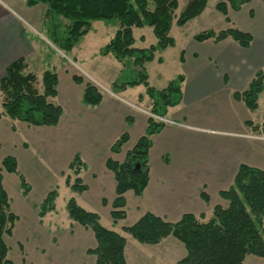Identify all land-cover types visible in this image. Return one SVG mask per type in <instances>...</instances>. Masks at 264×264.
<instances>
[{"label": "trees", "instance_id": "obj_1", "mask_svg": "<svg viewBox=\"0 0 264 264\" xmlns=\"http://www.w3.org/2000/svg\"><path fill=\"white\" fill-rule=\"evenodd\" d=\"M29 8L39 4L46 6L44 20L47 23L48 40L59 51L68 55L80 44L82 39L93 30L95 22L117 27L110 42L100 50L103 57L112 56L123 67L118 79L112 86L117 94L129 88L143 86L145 94L151 101L150 116L145 134L126 154L124 162L113 159L106 161V167L115 177L116 198L111 207L114 223L126 218V194L133 192L142 196L150 180V150L152 138L167 126L169 109L179 106L183 100V74L171 80L161 90L150 86L146 64L156 59V54L176 46L170 35L175 18L179 26L199 17L207 7L208 0H188L184 10L175 16L179 4L177 0H25ZM249 0H222L216 9L230 23L229 8L239 11ZM58 19L68 22L66 27L59 26ZM150 27L157 39L149 48H136L133 30ZM227 38L236 41L241 47H250L253 38L236 27L215 32L208 30L194 36L195 41L213 40L220 42ZM184 53L180 54L181 63ZM162 63V58L158 59ZM77 85H84L82 101L87 106L96 107L103 100V94L93 83L85 82L81 76L73 75ZM42 91L39 89L38 76L29 70L25 59L19 58L10 63L4 76L0 79L2 96V114L12 121L25 123L33 127H55L60 122L63 109L53 100L58 96L59 78L55 71H46L41 79ZM264 92V71H258L248 88L242 93H234V99L241 101L250 111L259 107V99ZM143 100V96L139 97ZM155 117H158L156 119ZM131 125V119L127 118ZM255 131L251 122H247ZM264 133V123L262 124ZM130 136L124 132L112 145L111 152L119 154ZM86 164L76 155L69 165L75 179L67 176L66 185L73 193L82 194L88 186L79 177ZM2 168L8 173H18V162L8 156L2 161ZM0 169V264H14L9 258V248L5 236H11L18 217L11 211L10 200L3 185ZM24 195L30 191L25 178L19 175ZM221 199L227 206L216 205L211 216L204 221L205 215L185 214L177 223H170L151 213H146L136 223L123 228V232L144 245H158L168 237L180 241L186 249V257L178 264H244L247 256L264 258V171L241 165L234 183L228 190L220 192ZM202 199L210 202L207 193H201ZM58 198L56 190L50 192L38 208L40 218L56 211ZM108 205L106 199L102 200ZM67 213L72 221L91 230L96 239V247L88 251L96 257L95 264H127L125 249L127 239L112 230L106 229L97 213L88 212L74 198L68 200Z\"/></svg>", "mask_w": 264, "mask_h": 264}, {"label": "crops", "instance_id": "obj_2", "mask_svg": "<svg viewBox=\"0 0 264 264\" xmlns=\"http://www.w3.org/2000/svg\"><path fill=\"white\" fill-rule=\"evenodd\" d=\"M258 1V12L245 10L252 4L251 0L239 11H233L231 8L228 11L229 19L233 13L236 17L240 15V23L235 27L252 36L250 47L243 48L233 39L227 38L220 42H200L194 51H181L184 53V62L181 63L180 56L179 61L181 72L185 76L182 85L183 100L179 106L169 109L167 119L169 116L173 117L170 125L152 138L149 184L142 196H136L133 192L126 194L127 215L124 220L114 223L111 217V204L116 198V181L114 174L107 169L106 161L111 158L120 163L124 162L127 152L145 134L148 125V117L145 114L140 127L137 128L135 117L128 115L122 118L115 112L112 103L108 102L103 111V97L102 102L96 106L98 112H93L97 114V119L87 121L84 137L81 138L75 136L74 119L67 118L65 112L55 127H33L12 121L5 116L0 118V122L7 121L5 123L9 124L14 132L21 127L23 130L31 129L39 134L34 140L40 139V144H50L49 149L54 152L56 159L62 158L63 152H66L68 168L76 155L81 157L86 167L79 177L84 183L87 178L98 189L96 195H91V187L87 185L88 191L82 194L74 193L80 197L85 195L84 201L78 204L88 212L99 214L106 229L115 231L127 239V264H178L187 253L184 245L174 237H168L158 245H144L124 233V227L133 225L146 213L154 214L170 223L179 222L185 214L211 216L216 205L228 204L219 194L231 188L241 165L264 171V161L259 157L264 155V136L258 134L260 128L255 131L247 124L251 122L257 127L260 122L255 121L258 120L255 118L250 119V110L233 96L236 92L245 91L258 71H264V0ZM27 17L25 10L15 0H0V79L4 76L6 67L19 58L26 60L29 70L38 78L35 70L43 66L41 78L48 71L42 64L46 63L48 46L45 43L50 42L39 36L32 38V34L25 27ZM177 46L176 43L172 48ZM103 47L99 49L98 54ZM159 58H162V63L158 62ZM155 60L164 65L161 53L156 54ZM122 69L123 67L117 69V76ZM114 82H110L111 87ZM141 87L143 86L129 88L118 94L128 95L134 101L145 103L150 110L151 101L145 94V88L142 90ZM83 91L84 87L77 95L78 107L80 101L85 105L82 101ZM263 95L264 92L260 96L257 110H260ZM140 96H143L142 101L139 100ZM217 96L211 104H216L218 108L205 114L202 103ZM76 112L77 109L73 110L72 116ZM241 114H244V117ZM205 116L208 117L204 118ZM128 117L131 119V125L127 122ZM125 125L127 131H123ZM124 132H128L130 136L128 143L124 145L121 153H112V145ZM67 145H70L69 148L73 146L75 150L72 152L67 149ZM22 146L26 150L31 148L28 141L23 142ZM96 169L100 173H96ZM66 172L62 171L61 174L64 176ZM202 192L208 194L209 203L202 199ZM212 196L217 199L216 204L212 202ZM103 199L107 200V206L102 204ZM50 215L53 213L46 216ZM70 226V232L74 234V224L71 223ZM75 227L80 234L83 232L87 235L89 245L83 244L85 251L94 249L97 245L94 233L81 225ZM54 243H57L55 237ZM90 256L91 261L87 264H95L96 257L91 254ZM244 264H264V258L250 255L245 258Z\"/></svg>", "mask_w": 264, "mask_h": 264}, {"label": "rangeland", "instance_id": "obj_3", "mask_svg": "<svg viewBox=\"0 0 264 264\" xmlns=\"http://www.w3.org/2000/svg\"><path fill=\"white\" fill-rule=\"evenodd\" d=\"M19 6L25 10L28 16L26 29L32 34V38L39 36L45 38L47 35V23L44 20V13L46 6L39 4L36 7L29 8L26 6L25 0H15ZM179 7L175 12V16L184 10L188 0H177ZM222 0H208V4L204 12L194 20L189 21L184 26H179L174 19L170 35L177 43L176 48L168 49L161 55L164 58V65H160L156 60L147 63V72L149 74V83L155 89H164L169 81L182 74V66L179 61V56L182 50L194 51L198 48L200 42L195 41L194 36L212 30L215 32L233 28L237 23H240V15L232 14L230 23L226 22L225 17L216 9V5ZM252 4L245 10H255L258 12L259 1L251 0ZM26 8V9H25ZM29 8V9H28ZM59 26L66 27L68 22L63 19H58ZM117 27L113 25H106L103 22H95L93 30L86 35L75 50L65 55L50 42L47 44L44 68L47 70L56 71L59 76L58 97L53 100L54 103L59 104L63 108V114L69 119H74L73 125L75 136L77 138L84 137L85 127L87 121H94L97 119L98 112L95 107H86L80 101L79 107L77 102V95L83 89L82 86H77L72 81V75L83 77L87 82L93 83L99 88L104 97L102 109L106 108L108 102L112 103L115 107V112L122 118L128 115L135 117V127L139 128L143 120L144 114L149 118L151 115L145 103L134 101L128 95L115 94L112 92L110 85L111 81H116L117 69L122 68V65L112 56L102 57L98 54L101 47L106 45L114 36ZM134 38L136 39V48H149L151 45L157 43V39L153 33L152 28H135L133 30ZM46 42V41H45ZM58 49V50H57ZM41 66H38V68ZM41 69L35 70L40 78L39 89L42 91L41 83ZM144 90V87H141ZM135 92V91H134ZM135 97V96H134ZM217 97H212L202 103L203 112L205 114L212 113L214 108H218L216 104H211ZM2 96L0 95V113L2 112ZM260 110L248 111L250 119L255 120L259 127L258 134L263 135L262 124L264 123V95L260 100ZM77 109L76 114L72 111ZM244 117V114H241ZM208 116H205L206 118ZM247 117V116H246ZM158 119V117H155ZM171 116L164 119L167 125L172 121ZM9 120V119H6ZM207 120V119H206ZM7 121L0 122V169L3 174V185L8 194L11 211L18 217L11 236H5V242L9 248L8 258L14 264H87L91 261L92 256L85 251V246L89 245V240L86 233L80 234L75 226H80L74 223L66 209L69 199L74 198L76 202L81 203L84 201V196L74 194L66 185L67 176L73 175L68 168L66 152H63L62 158L56 159L54 152L49 149V145L39 143V140H34L39 134L33 130L26 131L18 128L16 132L10 129ZM9 122V121H8ZM144 122V121H143ZM128 126V124H126ZM123 131H127L126 126ZM34 145L32 146V141ZM28 141L31 148L26 150L23 148L22 143ZM45 141V140H44ZM43 141V142H44ZM55 145V144H53ZM75 145V144H72ZM56 146V145H55ZM67 149L73 150V146ZM8 156L15 157L18 162V173L22 175L30 191L24 195V190L21 186L19 175L8 173L2 168V160ZM261 161H264V155L259 156ZM62 171H67L64 176ZM96 173H100L98 169ZM86 179V185L91 187V195H96L98 187ZM88 181V182H87ZM56 190L58 198L55 202L56 211L52 212L53 215L40 218L38 215V208L44 201L46 196ZM212 202L217 203L215 196H212ZM228 204L226 203V206ZM210 215L204 219H207ZM74 224L75 232L72 234L70 231V224ZM104 224L107 225L106 221ZM264 227V221H263ZM83 230V229H82ZM54 237L57 243H54ZM83 244L85 245L83 247ZM92 255V254H91Z\"/></svg>", "mask_w": 264, "mask_h": 264}, {"label": "built area", "instance_id": "obj_4", "mask_svg": "<svg viewBox=\"0 0 264 264\" xmlns=\"http://www.w3.org/2000/svg\"><path fill=\"white\" fill-rule=\"evenodd\" d=\"M160 120L165 121L164 119H161V118H160Z\"/></svg>", "mask_w": 264, "mask_h": 264}]
</instances>
